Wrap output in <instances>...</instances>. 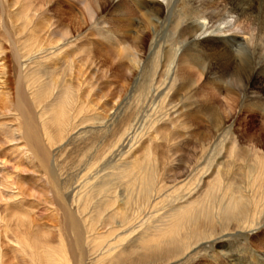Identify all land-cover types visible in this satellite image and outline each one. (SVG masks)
Listing matches in <instances>:
<instances>
[{
	"label": "bare ground",
	"instance_id": "1",
	"mask_svg": "<svg viewBox=\"0 0 264 264\" xmlns=\"http://www.w3.org/2000/svg\"><path fill=\"white\" fill-rule=\"evenodd\" d=\"M23 1L25 25L30 27L38 11L53 0ZM114 1L76 0L82 8L76 16L75 33L106 10L117 17L124 14L116 19L114 26L130 45L117 56H106L109 63L121 67L127 60L129 68L121 67L122 72L126 71L123 83L126 87L132 73L147 63L145 54L149 46L148 52L155 54L153 64L158 65L156 75L160 79L161 96L159 119L152 122L158 127L151 131L159 140L179 141L184 133H173L170 127L182 131L189 127L191 137L200 143V155L206 157V166L201 168L199 177L174 186L181 196L187 193L184 191L187 184L192 187L181 197L185 204L172 207L158 218L155 213L162 204L159 202L162 188L156 177L158 159L151 164L153 144L141 148L145 153L143 158L123 159L117 169L111 165L110 156H115V151L121 149V157L135 146L129 143V138L140 112L128 110L119 117L113 115L120 126L117 133L110 135L113 131L107 125V116L78 117L83 109L73 107L74 86L64 79L59 81L54 70L48 77L42 72L33 77L35 69L24 68L20 62L18 77H32L24 91L17 85L13 90L7 58L0 48V114L13 116L11 125L1 124L0 128L9 142L19 145L16 149L22 153L17 154L22 158L0 159V264H179L181 260L188 261L190 250L197 249L193 256L198 258L206 245L225 242L233 236L253 247L258 238L250 239L248 234L264 227V140L253 141L259 137L255 133L250 139L240 141L227 131L237 115H259L264 124V89L263 93L257 91L264 86V80L260 84V77L264 78V48L253 45L256 35L264 38V0H189V11L198 14V19L191 14H175L177 0H117L113 7ZM20 3L22 0L12 4ZM44 22L43 40L21 46L19 50L23 54L19 57L29 58L54 44L56 53L64 52V41L74 34L71 21L60 18L55 25L57 31L52 23L48 24L50 21ZM225 32H231V36H222ZM237 34H247L248 38H236ZM71 61L70 73L74 74L81 58L75 55ZM93 64V58L86 57L79 64L78 73H94ZM173 65L178 69L174 70ZM209 87L217 94L223 93L224 101L213 92L204 94ZM113 107L107 111L113 112ZM85 124L93 133L102 131L110 135L100 154L90 157L86 166L94 170L100 161L108 158L100 171H111L109 179L99 178L98 171L97 178L81 177L85 183L78 182L73 187L76 181L59 180V166L52 160L51 152L55 146L67 142L71 131ZM260 129L264 133V125ZM20 165H24L21 170ZM31 172L34 177L26 178ZM21 176H25L24 184L19 182ZM31 181L32 185L39 182L40 192L25 189V184L30 185ZM119 184L122 190L118 189ZM4 192L9 195L4 196ZM8 198L13 202L33 199L37 203L30 204L29 215L12 209ZM51 205L55 206L52 212L60 225L56 245L47 222L51 218ZM135 233L138 234L132 241L123 244ZM232 252L229 243L220 250L226 259L233 257ZM253 255L264 263V249L254 248Z\"/></svg>",
	"mask_w": 264,
	"mask_h": 264
},
{
	"label": "rangeland",
	"instance_id": "2",
	"mask_svg": "<svg viewBox=\"0 0 264 264\" xmlns=\"http://www.w3.org/2000/svg\"><path fill=\"white\" fill-rule=\"evenodd\" d=\"M14 1L15 0H0V48L4 52L5 58H7L6 61L10 76L11 88L14 90L17 85V87H19L21 91H24L25 87L27 86L26 84H28L27 80L30 79L32 76L34 77V74L37 73L39 74L40 72H42L43 74L45 73L46 76L48 77V75H51L52 70H54L57 73L55 74L58 75V77L60 78L59 81H62L64 79L66 80L67 83H72V85L74 86L73 93L75 96L74 99L75 103L73 107L76 108L77 106L76 109H83L82 112L83 114H80L78 117L82 116L84 119L87 117L92 119H97V117H101L99 114H102V117L104 118L105 116H107L106 120L109 119L107 121L108 122L107 125L109 124L110 125L109 128L113 131L111 132L110 135H114V133H117L119 131V126H120L118 124L119 123L118 120L115 117H112L113 115L118 116L119 114H122L128 110L131 111L133 110L134 112H140V115L138 116L140 119L137 121V123H135L136 127L133 130H131V132L132 131L133 132L131 133V136L129 138L130 139L129 143L132 146L135 145L134 147L136 149L132 147V151H131L132 153L130 152L128 155L123 154L121 157L119 154L121 149L120 151L118 150L117 152L114 150L115 152L113 154L115 156H110L111 158H113L111 161V165L114 167V169H117V167L120 166L123 159L124 161L126 159L130 161L132 157H138L139 159L143 158V155L145 153L144 151H141V148L145 146L147 147L149 143H152L153 155L151 157V164L153 165L154 160L158 159L156 163L157 165L156 173L158 174V176L156 177L162 188L161 191L162 197L159 199V202H162V204L158 207V212H156L155 214H157L158 218H160L163 214H166V212L169 211V209H171L172 207L184 205L185 200H181V197L187 195V193L190 191L192 187L190 186V184L187 185L185 184L186 187L184 188V191L187 190V193L184 192L183 196H181L179 195L180 194L179 192L177 193V191L176 192L174 191L175 189L174 186L181 185L185 183V181H188L189 179L199 177L202 172L201 168L206 166V157L201 158L200 143L197 141L195 137L194 138L191 137L192 130L189 127L185 131H182L184 129L180 130V128L177 127L174 128L170 127V130L173 133H179V134L184 133L183 138L180 139L179 141L174 139L170 141L159 140L158 136L152 133L151 130L158 127L157 123L152 125V122L159 119L161 96L159 97L160 79L158 78V74L156 75L158 65L153 64L155 54H151L148 52L149 46H147V50H146L147 55L145 54L147 63L143 65V68L141 67L140 70L138 71L135 70L134 71L135 73L134 72L132 73V76L130 77V82L126 87H123L124 86L123 83L127 75L125 74L126 71L124 72L121 71V67L123 68V70L129 68V63L127 62V60H124L121 63V65H123L121 67L116 66V64L111 66V64L109 63L106 56H117L118 54H120V51H122L124 48L130 45V42H128V40L122 38L123 36L122 33L119 32V28L118 27L116 28V26H114L116 19L119 17H123L124 14L122 13V15L117 17L116 15H112L110 13V10H106L100 15H98L94 21L92 22L88 21L80 31L75 33V30L78 29V25L76 23L78 20L76 16L81 13V8H82V5L76 2V0L51 1L49 4L45 5L46 8H42V10L38 11V13L36 14L38 17L33 21V23L31 24L32 26L30 25V27L29 26L27 27L25 25V18L23 14L25 13L24 12L25 10L23 8L24 1L22 0V3L16 6L12 4L14 3ZM117 2L118 1L115 0L113 2V5L111 6L114 7L115 5H117ZM19 5H21V7ZM189 9H190L189 0H177L176 6L174 7V13L189 15L191 14L190 13L191 11H189ZM191 15H193V17H196V19H198V14L192 12ZM60 18H62V20L69 19L71 21L70 29L74 33L73 35L66 38V40L64 41L66 47L64 46V52L61 55L56 53L57 49L55 50L54 48L55 44H54L46 48L43 52L40 53L38 52L37 54H34L29 58H27L28 56L19 57L20 54L21 55L23 54V52L20 51L22 50L21 46L23 45L26 46L28 44H31L32 41L39 42L43 40V34L41 33V31L43 30L42 26L45 23L44 21L47 22L50 21L48 24L52 23L53 24L52 27L55 28V31H57L59 29H57L55 25L59 22ZM225 35L227 37L231 36V32L228 33L225 32V34H223L222 36ZM235 36L236 38H240L242 40L248 38L247 34L246 35L237 34ZM27 39L29 40L31 39V41H27ZM148 43L149 40L147 41L146 44L148 45ZM258 44L259 47L264 48V38H262V36L260 37L256 35V37L253 38V45L258 47ZM51 49L53 51L55 50L54 53L52 52ZM113 50H115V52ZM17 52H18V56H17ZM70 52H74L76 54L73 53L70 54ZM41 53H43L44 56ZM75 55L76 57L81 58V62L84 59H86V57L93 58L95 64H93L92 66V71L94 73L85 72L84 73L85 75L83 73L80 74V72L78 73L79 64L81 62L76 63L78 65L76 67L77 69L75 70L74 74L70 73V69L73 67L71 65L72 64L71 60ZM75 59L77 58H74V60ZM104 60L107 61L108 64H103L102 61ZM20 62L21 64L25 65V67L22 65L24 68L33 67V69H35V73H33L32 76L30 75L28 77L26 76L18 77L19 75L18 63ZM176 68L178 69V67L173 65V69L177 70ZM37 69L39 70V72L37 71ZM98 73H101V75H99ZM68 74L70 75L72 74L73 77H69L70 75ZM260 78H261L260 80L261 81L260 84H261L263 83L262 80H264V78L263 77ZM203 79L204 78L202 77L201 81H203ZM149 85L151 87H149ZM263 89L264 86L262 88L260 87L259 89H257V91H260L259 93L261 92L263 93L262 91ZM206 92H210V93L213 92L214 94H217V92L214 91L212 87H209L207 90H205L204 94ZM217 95L221 101H224L223 93ZM152 96L155 97L153 98ZM196 99L199 100L197 97ZM112 105H114L113 112L109 111L111 113L109 114L107 110L110 109ZM144 114L147 116H145ZM184 114L181 118L182 121L184 119ZM111 117L113 119H111ZM234 118L231 121L232 124L229 123V126L231 128L230 127L227 128V131L229 130L228 131L229 135L233 134L240 141H243L244 138L250 139L252 135L258 133L259 137L254 138L252 140L253 141L264 140V133L260 129L264 124H262L259 115L258 116L248 115L246 117H243V115H237L236 117L237 119ZM11 122H13V116L8 117L6 113L0 114V125L8 124V123H10L11 125ZM100 125L104 126V123H101ZM93 131L94 130L91 131V127L86 124L80 126L78 127V129L73 130L69 133L67 142L59 144L53 148L51 152L53 155L52 160H55L56 164L59 166L60 171L58 175L61 176L59 177V180L62 181L63 183H66L68 181L71 182V180L72 183L76 181L75 182L76 184H74L73 187H76L78 182L84 184L85 181L83 180V178L81 179V177H86L85 180L94 177L95 173L100 171L102 166L105 163H107L108 158L104 159L103 161H100L101 162L99 164L100 168H98L99 167L98 166L95 167L94 170H92L93 167L90 168L88 166L89 167L88 168L86 166L87 162L91 161L90 157L92 156L95 157L96 156L95 153L99 155L100 151H102L107 144L106 139L110 138V135H106L102 131H99L98 133L97 132L93 133ZM134 131L136 132V134ZM2 133L3 132L1 131L0 128V159L2 158L10 159V157H12L11 159L22 158V155H17V154H22L19 152L20 150L17 151L18 149H16L18 148L19 145L18 144L14 145L13 142H9V140L5 137L6 134L5 133L2 134ZM75 137L78 138L72 142V140ZM149 138H152L154 140V143L152 142L153 140ZM129 143H127L128 147L130 146ZM11 145L12 146L14 145L15 148L12 147ZM128 147L126 148V150L128 149ZM88 148H90L89 151H87ZM14 153L16 154L13 155ZM218 161L221 162L222 158H219ZM21 166L23 167L24 165H20L19 168L20 170H21ZM195 166H197V168L194 170ZM110 171H111L110 169L104 170L103 172L100 171L98 177L100 178L103 176L109 179V177L107 176L110 174L109 173ZM21 177L24 179L25 176H21ZM30 177L32 178L34 177V174L32 172L31 175H29V177L26 178H30ZM156 177L154 181L157 182ZM174 178L177 179L174 180ZM23 179L19 180L21 184L23 183V181H25V179L24 180ZM113 179L115 180L116 177ZM205 179L207 180V177H205ZM29 183L30 185L28 184V182L27 184H25L26 185L25 189H27V191L34 190L35 192H40L41 188L39 182H36L35 185H32V181ZM83 184H81L79 188H81ZM122 188H123L122 186L118 187L119 190H122ZM5 195H9V194L4 192V196ZM8 199L12 209H15L21 213H28V214L31 212L29 207L30 204L33 202L37 203L36 200L33 201V199L30 202H28V199L25 200L23 199L21 201L18 199L16 202H13V200H11L10 198ZM162 206L163 207L165 206L164 209H161ZM54 210H55V206L53 205L52 207L51 205L49 207V211L53 215L49 214L51 218H49L47 222L51 228L50 234L53 240V244L56 245L58 242V229L60 225L57 219L54 218L55 212H52ZM137 234L138 233L133 234V237L132 235L129 236L130 239L129 240L126 239V242L123 241V244L125 245L128 244V242L132 241ZM248 235H249L248 238L250 239H252L253 237L258 238L256 243H254L253 247H251L250 244H248L247 242L243 241V239L233 236L225 242L215 241L211 243V245L209 246L206 245V247L201 251V254L198 258L193 256L194 252L197 249H195V251L190 250L187 254L188 261L185 262V260L184 261L181 260L179 264H244V263L246 264V262H248L249 264H264L260 262L255 257V255H253L254 248L255 250L259 249L261 251L264 249V227L262 226L259 230H255L254 232H251ZM228 243L233 249L232 252L233 257L231 258L234 260L233 262L231 261L230 258L226 259L220 253L221 247Z\"/></svg>",
	"mask_w": 264,
	"mask_h": 264
}]
</instances>
